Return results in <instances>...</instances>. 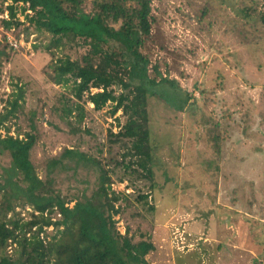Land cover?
I'll list each match as a JSON object with an SVG mask.
<instances>
[{"label": "rangeland", "instance_id": "obj_1", "mask_svg": "<svg viewBox=\"0 0 264 264\" xmlns=\"http://www.w3.org/2000/svg\"><path fill=\"white\" fill-rule=\"evenodd\" d=\"M10 2L0 0V17H8L2 8ZM151 2L155 22L144 45L150 72L157 65L192 97L186 105L168 85L149 97L155 177L134 174L121 182L125 170L116 169L113 185L128 199L117 203L123 205L115 215L118 228L122 233L128 229L135 242L155 243L147 255L151 264H264V0ZM82 5L90 10L93 2ZM249 5L254 9L245 15ZM21 6L18 16L25 22ZM4 32L0 23V39ZM7 34L18 44L0 68V111L11 108L6 101L16 85L23 87V107L6 125L10 134L23 137L36 114L32 158L38 173L43 175L42 163L64 147L96 154L104 148L100 157L121 159L126 149L110 145L109 131L119 129L116 118L122 112L112 114V103L97 111L87 102L82 133L70 131L55 110L71 104L73 96L68 86L50 79L54 56L45 48L50 35L33 30H21L19 38ZM52 50L75 58L85 48L71 43ZM10 165V153L0 147V179ZM58 181L65 195L78 186L68 173ZM143 195L147 199L139 198ZM15 211L27 221L33 208L18 204ZM56 232L53 225L45 227L42 237L49 240ZM7 254L18 256L15 243L9 242Z\"/></svg>", "mask_w": 264, "mask_h": 264}, {"label": "trees", "instance_id": "obj_2", "mask_svg": "<svg viewBox=\"0 0 264 264\" xmlns=\"http://www.w3.org/2000/svg\"><path fill=\"white\" fill-rule=\"evenodd\" d=\"M10 1L2 8L3 14L8 11V17H0L5 30L0 39V68L14 54L8 32L15 38L20 37L21 30L49 34L51 40L45 48L54 56L50 79L68 86L73 96L69 98L71 104L55 110L70 131L82 133L86 103L93 104L97 111L112 103V114L121 111L123 119L117 117L119 129L109 131L113 137L110 145L121 144L126 150L121 159L111 154L106 159L100 157L104 148L96 154L64 147L42 163L40 175L32 158L38 134L36 114L23 137L20 132L10 134L11 128L6 125L23 107L25 90L16 85L12 98L6 101L11 108L0 111V128L6 126L7 131L5 136L0 135V147L11 156V165L0 179V264H151L147 255L156 249L155 243L147 239L135 242L128 229L122 233L118 228L115 215L123 205L117 203L128 199L113 187V174L122 167L125 172L119 178L121 182L134 174L153 180L149 97L162 92L158 87L164 85L170 86L172 94L183 98L186 105L192 97L177 79L162 75L157 65L153 66L154 74L150 72L151 60L144 45L155 22L151 0H92L90 10L83 7V0ZM19 3L25 22L18 16ZM253 9L245 7V15ZM261 20L264 22V12ZM71 43H81L85 50L75 58L57 56L52 50ZM62 173L70 174L84 188L77 186L74 193L65 195L58 187ZM18 204L32 206L30 220L16 216ZM10 212L14 215L8 217ZM52 225L57 232L46 240L42 233ZM10 241L19 249L16 257L7 254Z\"/></svg>", "mask_w": 264, "mask_h": 264}, {"label": "built area", "instance_id": "obj_3", "mask_svg": "<svg viewBox=\"0 0 264 264\" xmlns=\"http://www.w3.org/2000/svg\"><path fill=\"white\" fill-rule=\"evenodd\" d=\"M7 38H8V41L10 42L11 45L17 47L18 42L17 41H14L9 34H8V37ZM113 187H114V185H113Z\"/></svg>", "mask_w": 264, "mask_h": 264}]
</instances>
